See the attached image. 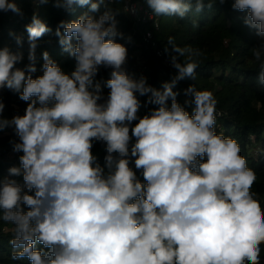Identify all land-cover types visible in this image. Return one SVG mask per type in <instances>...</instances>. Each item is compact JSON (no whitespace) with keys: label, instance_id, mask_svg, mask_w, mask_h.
<instances>
[{"label":"clouds","instance_id":"9594fccd","mask_svg":"<svg viewBox=\"0 0 264 264\" xmlns=\"http://www.w3.org/2000/svg\"><path fill=\"white\" fill-rule=\"evenodd\" d=\"M48 2L34 0L37 7ZM107 2L54 0L55 7L67 11L88 7L74 21L61 20L55 30L75 61L71 73L45 51L42 75L33 77L37 41L52 31L36 11L25 26L29 63L16 67L23 53L0 48V90L19 93L27 102L23 115L7 119L0 99V131L13 128L18 138L10 141L13 151L23 153L19 166L0 178V221L12 225L3 229L12 234L11 260L261 264L264 209L252 190L255 170L236 139L217 133L220 113L212 91L194 84L183 90L191 97L184 101L193 106L191 113L174 91L178 82L196 79L203 52L180 47L169 36L171 52L167 46L164 52L177 74L161 89L143 75L134 78L124 67L128 50L117 42L124 38L117 28L118 11ZM145 2L157 17L186 19L226 0ZM231 7L245 13L243 24L262 38L250 49V62L259 65L257 82L264 86V0H232ZM9 11L23 15L16 0H0V13ZM192 26L198 28V21ZM15 41L22 45V37ZM102 68L110 69L103 82L96 79ZM102 83L110 90L106 96ZM144 96L145 107H156L141 117L139 97ZM96 143L106 153L103 166L92 151ZM21 175L23 184L11 178Z\"/></svg>","mask_w":264,"mask_h":264},{"label":"trees","instance_id":"16d2710c","mask_svg":"<svg viewBox=\"0 0 264 264\" xmlns=\"http://www.w3.org/2000/svg\"><path fill=\"white\" fill-rule=\"evenodd\" d=\"M141 1L147 5L145 0ZM231 2L232 0H226L224 4L216 3L211 9L205 8L200 14L193 11L186 19L160 16V28L154 32V40L163 51L167 46L171 52L170 46L167 45L168 37L171 36L174 37L176 45L191 46L203 52V56L197 58L199 66L196 69V79L182 80L174 88V91L180 93L177 100L184 105L186 99H191L183 94V90L191 84H194L198 90L213 92L218 101L217 112L220 111L216 119V131L223 132L226 137H232L238 141L241 148L240 154L246 157L248 166L256 172L257 181L252 190L258 193L262 209H264V86L257 82L259 65L250 62L252 60L250 49L259 45L262 38L256 35L255 30L243 24L242 18L245 13L233 10ZM16 3L22 10V16L11 11L0 13V45H7L13 52L23 53L24 58L16 67L24 68L29 63L28 33L25 26L31 22L33 12L36 11L39 18L52 29L37 41V71L42 68L44 62L42 54L47 51L49 58L56 62L65 73H71L74 70L75 61L59 44L55 30L61 20L74 21L88 12V7L74 6L73 10L67 11L55 7L54 0H49L47 4L38 7L34 0H16ZM107 7L118 11L117 28L124 34V38H117V42L124 44L128 50L125 70L129 75L139 79L137 56H144L148 70V84L161 89L163 82H170L177 74V70L165 63V58L170 61L168 54L164 52L165 58L158 57L154 48L143 40L142 32L153 28L152 20L137 21L128 15L124 10L123 0H111L107 2ZM193 20L198 21V28H193ZM10 32L15 35H10ZM15 36L22 37V45L16 44ZM128 37H131L130 41ZM183 59L181 58L182 61ZM109 73L110 69L102 68L96 79L101 82L106 81L110 78ZM102 91L106 96L110 90L102 83ZM0 99L7 110L10 109L12 102L27 106V102L19 99V93L8 89L0 90ZM139 99L142 106L138 115L141 117L151 108L156 107L151 104L144 106L146 96ZM257 104L260 105L259 108ZM184 106L191 113L193 106ZM10 141L11 138L8 135L0 132V144L8 148L12 146ZM92 151L98 156V162L103 166L106 155L103 146L96 143ZM130 166L134 168V163ZM4 170L5 164L0 162V178L5 176ZM137 174L144 182L139 172ZM5 227L11 228L12 225L0 221V264H30L26 258L18 261L11 260L12 249L9 240L12 234L4 232ZM40 247L42 245L38 244L37 248ZM262 260L264 262V244L261 245Z\"/></svg>","mask_w":264,"mask_h":264},{"label":"built area","instance_id":"2783aa9c","mask_svg":"<svg viewBox=\"0 0 264 264\" xmlns=\"http://www.w3.org/2000/svg\"><path fill=\"white\" fill-rule=\"evenodd\" d=\"M123 6L125 12L135 18L137 21H145V20H152L153 28L147 29L142 32V38L145 41L147 45H151L158 57L165 58L164 51L161 47H159L154 40V32L160 28V19L159 17L155 16L152 13V10L145 5L141 0H123ZM126 9H129L126 11ZM7 47V45H0V48ZM137 62L139 64V72L140 76L147 77L148 70L145 64V58L142 55L137 56ZM165 63L167 65H171V62L165 58ZM42 75V68H40L36 73L33 74V77ZM170 104V101H169ZM26 105H21L15 102L11 103V107L9 110L4 108V111L2 113V116L7 119H11L15 115H23L25 113ZM220 113V111L218 112ZM2 134L8 135L11 140H18V138L15 136L14 129L8 128L3 131H0ZM23 155L22 152L17 153L13 151L12 146L6 147L3 144H0V162H4L5 164V170L4 175H8V169L12 166H19V156ZM13 179H16L19 183L23 184V177H11Z\"/></svg>","mask_w":264,"mask_h":264},{"label":"rangeland","instance_id":"374dc122","mask_svg":"<svg viewBox=\"0 0 264 264\" xmlns=\"http://www.w3.org/2000/svg\"><path fill=\"white\" fill-rule=\"evenodd\" d=\"M261 263H262V264L264 263L263 260L261 261Z\"/></svg>","mask_w":264,"mask_h":264}]
</instances>
